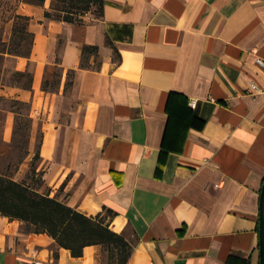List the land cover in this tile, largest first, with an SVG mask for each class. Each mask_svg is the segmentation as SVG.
<instances>
[{
	"label": "crops",
	"instance_id": "obj_1",
	"mask_svg": "<svg viewBox=\"0 0 264 264\" xmlns=\"http://www.w3.org/2000/svg\"><path fill=\"white\" fill-rule=\"evenodd\" d=\"M104 1L82 23L17 12L31 54L3 68L13 60L32 89L2 82L0 103L31 104L40 193L106 217L127 264H260L264 0ZM16 120L0 107L5 147ZM0 264L114 263L102 245L74 257L0 215Z\"/></svg>",
	"mask_w": 264,
	"mask_h": 264
},
{
	"label": "trees",
	"instance_id": "obj_2",
	"mask_svg": "<svg viewBox=\"0 0 264 264\" xmlns=\"http://www.w3.org/2000/svg\"><path fill=\"white\" fill-rule=\"evenodd\" d=\"M45 1L29 0L28 3L42 5ZM104 5V0H70L64 7L53 8L55 12L59 13L56 17L49 11L45 13V16L56 21L82 23L80 15L88 13L94 6L99 7L98 15H100ZM15 19L23 20L25 23L23 25L15 24L9 46L6 42L1 45L0 72H2L6 55L29 57L31 54L33 34L28 31L31 18L16 15ZM27 41L28 45L24 47L23 43ZM89 50L96 51L97 48H85L84 54ZM14 77L15 84L22 85L25 89H32L33 77L30 73L15 72ZM1 85L3 83L0 80ZM14 103L19 106L28 105L22 101ZM20 115L19 113L15 135L23 130L22 122L30 121L32 123L30 116L24 118ZM40 158V150H37L33 161ZM0 215L11 220L25 222L31 233L48 234L61 248L70 250L74 257H81L84 248L91 245H102L106 248L109 256L115 260L114 264H127L131 255L130 243L123 236L111 230L106 217L88 216L51 197L49 191L42 194L37 189L3 174H0Z\"/></svg>",
	"mask_w": 264,
	"mask_h": 264
},
{
	"label": "rangeland",
	"instance_id": "obj_3",
	"mask_svg": "<svg viewBox=\"0 0 264 264\" xmlns=\"http://www.w3.org/2000/svg\"><path fill=\"white\" fill-rule=\"evenodd\" d=\"M29 0H0V48L3 42H6L7 45L11 43L12 40V31L14 29L15 24L23 25L25 21L15 19L19 8L23 4H28L36 7L38 10L42 12V16L46 18V12H52L54 16L58 15V12H55L53 8H61L67 5L70 0H46L44 4H32L28 3ZM99 7L94 6L91 10L84 14L80 15V18L84 20L87 16H98ZM49 19V18H46ZM30 25V23H29ZM11 33V37H10ZM6 40H9L8 42ZM18 40V38H17ZM28 41L23 43V46H27ZM6 69L3 68L2 72H0V80L6 84L14 83L15 71L13 70V60H9L6 62ZM17 100H1L0 107L3 109H10L11 111L19 112L24 118H28L31 112V104L26 102L28 105L19 106L14 102ZM20 107V108H19ZM19 108V109H18ZM19 113H15L16 118H18ZM17 121V120H16ZM23 130L14 136L12 142L7 145L2 144V140L0 137V174L11 177L15 181L20 183H24L31 188L37 189L39 192L44 188V180L43 173L39 171L38 164L39 160L33 161L35 152L40 150L41 141H42V131L38 125L36 127V131L34 133V122L24 121L21 123ZM31 126V127H30ZM31 128V129H30ZM35 138H34V136ZM29 155L27 156V153ZM49 189L46 190L47 193ZM23 223V230L26 233H31L28 225ZM104 248V247H103ZM104 252L106 254L107 260L110 263H115V260L109 256V252L104 248Z\"/></svg>",
	"mask_w": 264,
	"mask_h": 264
},
{
	"label": "water",
	"instance_id": "obj_4",
	"mask_svg": "<svg viewBox=\"0 0 264 264\" xmlns=\"http://www.w3.org/2000/svg\"><path fill=\"white\" fill-rule=\"evenodd\" d=\"M260 252L261 262L264 264V186L260 197V216H259Z\"/></svg>",
	"mask_w": 264,
	"mask_h": 264
},
{
	"label": "built area",
	"instance_id": "obj_5",
	"mask_svg": "<svg viewBox=\"0 0 264 264\" xmlns=\"http://www.w3.org/2000/svg\"><path fill=\"white\" fill-rule=\"evenodd\" d=\"M257 64L261 67L264 68V60H258ZM253 88L258 91L260 94L264 95V87H260L257 84H253ZM194 103V101L192 102V104ZM195 105V104H194Z\"/></svg>",
	"mask_w": 264,
	"mask_h": 264
}]
</instances>
